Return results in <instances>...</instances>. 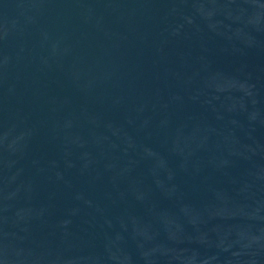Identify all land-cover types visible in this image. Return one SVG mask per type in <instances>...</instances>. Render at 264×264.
<instances>
[{
	"label": "water",
	"instance_id": "water-1",
	"mask_svg": "<svg viewBox=\"0 0 264 264\" xmlns=\"http://www.w3.org/2000/svg\"><path fill=\"white\" fill-rule=\"evenodd\" d=\"M0 264H264V0H0Z\"/></svg>",
	"mask_w": 264,
	"mask_h": 264
}]
</instances>
